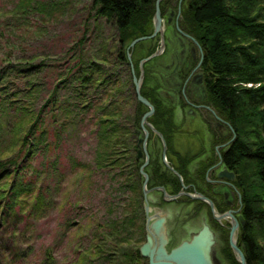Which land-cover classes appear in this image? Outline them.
<instances>
[{
    "label": "rangeland",
    "instance_id": "1",
    "mask_svg": "<svg viewBox=\"0 0 264 264\" xmlns=\"http://www.w3.org/2000/svg\"><path fill=\"white\" fill-rule=\"evenodd\" d=\"M97 11L94 0H0V159L19 150L14 135L20 131L21 113L33 110L49 128L48 147L41 144L32 163L49 189L50 205L43 214L19 218V253L27 245L32 251L26 257L14 255L16 264H80L81 258L87 259L83 264H129L128 258L148 264L138 256L146 218L135 170L136 128L145 108L137 100L133 78H139L142 68L140 94L146 95L140 58L156 51L151 42L130 46L139 37L125 36L127 30ZM130 23L139 26L140 16ZM185 24L192 34L191 24ZM124 51L132 54L130 60ZM80 78L89 79L76 109L72 89L79 88ZM69 83L73 87L65 86ZM53 93L59 111L61 103L74 104L65 126L61 111L48 103ZM181 148L188 157L189 151ZM17 158L19 162L21 156ZM10 178L2 180L9 183ZM172 206L161 209L168 215L171 244H176L200 222L184 218L187 207ZM11 230V224H0L1 242H11ZM218 256L222 264L232 262Z\"/></svg>",
    "mask_w": 264,
    "mask_h": 264
},
{
    "label": "trees",
    "instance_id": "2",
    "mask_svg": "<svg viewBox=\"0 0 264 264\" xmlns=\"http://www.w3.org/2000/svg\"><path fill=\"white\" fill-rule=\"evenodd\" d=\"M94 3L101 17L128 31L125 36L147 34L150 17L140 15L147 0H94ZM139 16V26L130 23ZM185 16V22L191 24L192 34L205 51L201 68L206 78L207 100L219 109L237 134L232 153L237 155V186L245 222L240 243L245 249L246 263L264 264V0H189ZM67 79L71 83V78ZM80 79L77 89L70 83L65 85L72 86L76 93L75 100L79 103V107L75 104L76 109L80 108L82 87L89 78ZM54 95L48 103L59 111ZM60 105L65 126L71 121L74 104ZM27 112L21 113L20 131L14 135L19 150L8 160L0 159V224L12 225L11 242L0 241V264H16L14 255L26 257L32 251L27 245L25 252L19 253L23 250H18L17 222L23 215L45 213L50 205L49 189L40 181L42 174L32 163L39 146L48 147L49 128L39 123V114ZM8 177L11 181L3 182ZM45 255L47 259L48 254ZM128 259L129 264L135 263ZM86 261L81 258L80 264ZM231 261L239 264L233 257Z\"/></svg>",
    "mask_w": 264,
    "mask_h": 264
},
{
    "label": "flooded vegetation",
    "instance_id": "3",
    "mask_svg": "<svg viewBox=\"0 0 264 264\" xmlns=\"http://www.w3.org/2000/svg\"><path fill=\"white\" fill-rule=\"evenodd\" d=\"M147 2L140 14L150 17L146 25L148 35L145 36L148 42L137 43L142 44L139 46L142 48L144 43L151 42L154 52L163 42V48L156 56L149 58L150 54L145 55V51L140 58L146 59L143 65L147 91L142 95L153 107L146 118L148 124L143 128L140 121L136 128L139 134L136 133L135 140V170L141 188L140 211L145 217V184L151 208H161L165 204L173 207L175 203L187 207L184 218L189 221L198 219L201 224L204 216L215 234L217 254L226 260L235 259L230 247L233 231L237 246L244 247L240 243L244 226L237 186V155L232 153L236 131L217 108L208 104L206 78L200 63L204 58L202 46L190 34L184 21L189 0ZM157 6L160 32H155L153 22ZM126 47L129 45L124 47L125 50ZM122 55L127 61L132 56L125 51ZM143 107L144 114L150 110ZM143 129L147 131L146 136ZM138 138L144 142L140 147V159H137ZM178 147L186 148L190 155L186 157ZM192 195H201L209 203L194 199ZM166 196L174 198L166 200ZM228 262L231 264L230 259Z\"/></svg>",
    "mask_w": 264,
    "mask_h": 264
},
{
    "label": "water",
    "instance_id": "4",
    "mask_svg": "<svg viewBox=\"0 0 264 264\" xmlns=\"http://www.w3.org/2000/svg\"><path fill=\"white\" fill-rule=\"evenodd\" d=\"M155 32H160L161 19L159 16L158 6L153 17ZM147 39L142 36L132 41L130 46L137 42ZM163 48V42L159 50L156 51L151 57L158 55ZM130 57V55H128ZM149 57V58H151ZM147 58V59H149ZM146 59L141 61V64ZM201 63V61H200ZM142 68L141 75L138 79L133 78L135 94L137 100L144 106L149 107L150 110L146 112L141 119V126L144 128V124H148L146 118L152 113V105L140 94L141 82H142ZM145 136L147 131L145 129ZM139 134V131L136 130ZM141 143L144 144L142 138H138L137 141V159L141 158ZM233 177V175H230ZM149 190L146 189L145 184L143 186L144 194V213L146 217V235L145 242L139 247V254L142 258L147 259L148 264H222L221 258L218 256L216 251V237L214 232L210 229L206 223L204 216L201 218L200 227L195 231H191L189 236L180 239L176 244H171L170 234L168 233V215L160 207H150L147 202V194ZM194 199H200L207 201L201 195L191 196ZM166 200H171L174 197L166 196ZM242 225H245L244 220L241 221ZM234 232V231H233ZM231 234L230 247L235 256V260L239 264H247L245 259V249H241L236 244L235 235Z\"/></svg>",
    "mask_w": 264,
    "mask_h": 264
},
{
    "label": "bare ground",
    "instance_id": "5",
    "mask_svg": "<svg viewBox=\"0 0 264 264\" xmlns=\"http://www.w3.org/2000/svg\"><path fill=\"white\" fill-rule=\"evenodd\" d=\"M202 52L205 54V51H204V49L202 48Z\"/></svg>",
    "mask_w": 264,
    "mask_h": 264
}]
</instances>
